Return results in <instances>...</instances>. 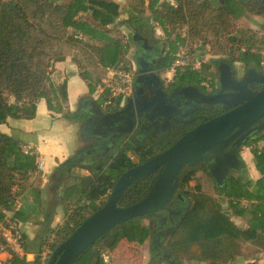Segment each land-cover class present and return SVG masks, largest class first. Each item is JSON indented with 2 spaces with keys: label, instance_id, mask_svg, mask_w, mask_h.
<instances>
[{
  "label": "trees",
  "instance_id": "1",
  "mask_svg": "<svg viewBox=\"0 0 264 264\" xmlns=\"http://www.w3.org/2000/svg\"><path fill=\"white\" fill-rule=\"evenodd\" d=\"M173 1L177 3L175 7L160 0H147V5L146 0H130L124 5L115 0H0V127L12 118L33 119L37 113V102L42 99L48 111L74 121L75 117L69 110L67 78L55 72L54 65L66 61L70 55L78 67L80 78L93 93L106 69L115 66L123 55L131 56L135 51L132 33L123 34L122 25L135 27L142 36L154 41L153 31L144 16L147 10L167 37L169 54L162 62L164 68L171 67L178 43L184 41L176 33L175 23L185 19L193 39L205 40L207 30L209 36L219 32V28L228 32V45L218 48L230 57H227L228 64L237 62L246 67H264V34L237 29L233 24L246 14L264 16V0ZM124 13V24L120 25ZM79 34L82 38L77 37ZM72 50L74 53L70 54ZM204 72L202 65L201 72L186 70L175 74V83L201 84ZM112 105L118 109L119 99ZM183 131L178 129L174 136L154 135L137 142L123 143L122 139L109 149L101 162H92L94 167L88 169L95 179L88 183L86 189H78L84 201L69 214L66 222L51 231L56 236V243L49 245L44 239L41 253L49 247L50 255L77 226L100 208L124 171L167 149ZM260 142H264V131L243 142L244 147L250 148L260 174L258 179H246L241 170L227 178L224 188L217 189L207 170H196L200 169L197 167L181 171L176 193L186 198L187 203H192L178 218L164 243L165 250L178 264H240L243 246L247 243L264 252V145H259ZM23 146L31 147L0 128L2 219L18 221V213L14 211V190L25 188L31 173L37 169L36 154L25 153ZM131 156L138 161L134 163ZM108 161L110 165L103 169ZM152 177L141 179L130 187L119 204L127 206L141 200ZM188 180L197 185L195 200L189 199L193 187L188 186ZM65 193L66 200L73 197L72 191ZM8 212H14L13 216H8ZM233 216L244 218L247 227H238L232 220ZM145 220H154L155 226L146 225ZM159 224L157 218L140 217L115 227L86 250L75 264H107L102 259L106 251L111 253L110 264H114L113 253L119 250L126 252L127 249L136 252L140 259L136 246L150 241ZM156 260L160 257L154 255L151 264ZM46 261L42 262L40 254L34 264H46ZM9 264H27L25 253H13Z\"/></svg>",
  "mask_w": 264,
  "mask_h": 264
},
{
  "label": "water",
  "instance_id": "2",
  "mask_svg": "<svg viewBox=\"0 0 264 264\" xmlns=\"http://www.w3.org/2000/svg\"><path fill=\"white\" fill-rule=\"evenodd\" d=\"M132 30L133 42L143 41L144 48L146 45L148 48L147 39L142 37L136 28L132 27ZM219 63L217 68L220 86L234 89L235 92L232 95L199 97L196 87H184V102L194 104L195 107L182 116L178 105L169 102L159 88L158 63L155 62L153 66L147 63L146 58L136 56L139 77L135 81L133 100L127 98L124 106L113 112H103L96 105L94 107L100 119L105 120L104 123L111 130L113 142L133 134L132 130L139 124L141 114L149 121L161 120V128L165 130L173 123H182L178 118L192 115L196 108L206 112H210L216 105L232 109L210 119L204 117L198 125L184 132L167 149L124 171L116 179L104 204L51 252L46 264H75L99 239L132 219L159 218L165 211L169 217L176 214L177 211L171 209L170 205L183 169H194L199 165L206 167L217 189L224 188L231 172L239 171L243 165L240 156L243 142L264 129V123L251 128L264 117V90H248L246 85L250 83L251 78L237 83L233 78L232 67L222 61ZM148 71L152 73L146 74ZM251 74L256 81L264 84L263 75L253 71ZM193 120L194 118L185 123L189 124ZM150 175L153 177L146 195L137 202L121 206L120 199L125 192ZM173 229L174 225L162 235L166 237ZM161 252L163 260L167 259L168 264H175L170 253L164 248Z\"/></svg>",
  "mask_w": 264,
  "mask_h": 264
},
{
  "label": "crops",
  "instance_id": "3",
  "mask_svg": "<svg viewBox=\"0 0 264 264\" xmlns=\"http://www.w3.org/2000/svg\"><path fill=\"white\" fill-rule=\"evenodd\" d=\"M115 1L123 5L128 2V0ZM122 27L128 29L129 32H123ZM121 31L125 35L132 33L133 38L134 32L131 26L122 25ZM94 43L97 42L94 41ZM165 69L168 68H163L162 71ZM54 70L62 76H66L69 110L74 117L80 115L79 119H74L72 122L66 121L60 114L51 113L47 109L45 100L42 99L37 104V113L33 119L21 122L24 121L22 118H12L0 127L4 133L15 137L21 143L29 144L38 158L37 161H43V169L31 173L26 187H17L14 190L16 201L14 211L18 213L17 220L23 233L27 264H34L40 254L43 260L45 250L41 253V247L44 245L45 237L48 236L50 230L54 228L57 230L66 222L69 214L84 201V198L79 196L78 189L87 188L88 183L85 181L91 176V173L88 168L74 166L70 161L74 156L80 160L79 162L84 161L80 163V166H84L86 162L90 161L87 160L88 154H86V158L79 154L82 147H79L74 141V128L75 125H81L83 121L89 120L87 112L89 108L92 110L90 113L94 112L96 115H98V111L94 108L95 105L103 111L105 101L103 97H107L106 94L98 93V91L96 94L89 92L87 83L80 78L78 67L74 62L70 60L58 62L54 65ZM106 75L107 71L101 81ZM112 108L116 111L120 109V106L117 109L112 105ZM108 111L110 110L108 109ZM116 143L113 142V146ZM260 144L264 145V142H260ZM243 148L246 147H242L240 156L250 172V177L248 176L246 179H258L260 174L255 168L253 156L251 152L245 151ZM97 156L102 157V155ZM106 167L105 165L104 169ZM67 177L69 178L67 179ZM71 177H73V181ZM56 182L60 184L55 186ZM55 187H57L56 190H54ZM66 191H72L73 197L66 200ZM13 214L14 212H8L7 215L13 216ZM232 220L238 227H247V221L240 216H233ZM0 259L8 261L9 256L3 253L0 254ZM252 262L264 264V252L259 251L250 243L244 244L243 260L240 264Z\"/></svg>",
  "mask_w": 264,
  "mask_h": 264
},
{
  "label": "flooded vegetation",
  "instance_id": "4",
  "mask_svg": "<svg viewBox=\"0 0 264 264\" xmlns=\"http://www.w3.org/2000/svg\"><path fill=\"white\" fill-rule=\"evenodd\" d=\"M147 41H148V48H147V45L144 48L143 41H139V42L134 43L135 51L133 52V57H135L134 58L135 66H136V56H139V57L141 56L143 58H146L147 63L149 62V64H151L153 66H154V63L157 62L158 63L157 64V67H158L157 73L159 74V77H160V75H161L160 72L164 68V67H162V62L169 54V44L166 41L165 42L150 41L149 39H147ZM222 62L224 64H228V62H226V61H222ZM216 64L217 63H215V68L217 70V78L211 79V82H209V83L203 82L201 84H194V83L188 82V81L182 82V83H180V82L175 83L176 82L175 75H172L170 77L166 76L165 77L166 79L160 77L159 88H160L161 92L167 97L169 102L178 105L182 116L188 114L195 107L194 104H188V103L184 102L183 97H182V95L185 94V92L183 90L184 87H188V86L196 87L198 94H199V97H216L219 95H232L235 92L234 89L222 88L220 86L219 73H218V68H217V66H220V63H218L217 65ZM228 65L230 66V64H228ZM136 67H135V69H136ZM232 70H233L234 81H236L237 83L242 82V80L245 78H251L250 83H248L246 85L248 90H251L254 92H261L264 90V84L256 81V79L251 74V71H253L255 73H258V74H261L264 76V67H262V66L246 67V66L240 64V67H238V68L232 67ZM146 74H148V73H146ZM133 97H134V93H133ZM103 109L106 110V108H103ZM230 109H232V108L225 109L223 107L216 105V106L212 107V110L210 112H206L203 110L202 111L198 110L196 108V109H194L195 112L192 115L187 116L186 118H182V117L178 118L177 117L178 119H180L182 121V123L175 124L172 127L165 129V130H162V128H161V120L154 119L152 121H149L145 118L144 114H141L140 118H139V124L136 125L137 126L136 130L139 131L136 138H139L140 136H142L143 138H150L151 135H158L160 137H163L167 133H169L170 130L174 129L176 126L190 127L186 130V131H188V130L192 129L193 127H195L196 125H198L201 122V120L204 119V117L210 119V118L216 117L218 115H221V114L229 111ZM90 111H92L91 108H89V110L87 111L89 113V120L84 121V122H87V128L89 129L88 132H90L92 134H91V136L84 139L85 140L83 142L84 144H82L83 147L81 148L80 153H79L80 156L84 155V152L88 151V148H94L96 150V152L98 153V155H100V154L102 155L106 151L108 153L110 147L113 146L112 132L104 123L105 120L100 119V117H98V115H96L94 112L90 113ZM113 111H114V109L112 108V110H110V111L106 110L104 112H113ZM193 118H194V120L191 123H189V124L185 123L186 121L188 122ZM262 123H264V117L261 118L258 122H256L253 126H251V128L255 127V126H259ZM186 131H184V132H186ZM262 131H264V129L260 130L259 132H262ZM259 132L254 133L247 140L254 138ZM126 137L127 136H123L122 138H120L116 142H118L122 139L125 140ZM123 143H126V141H124ZM106 155L107 154L102 155V157H98L99 161L103 160L104 156H106ZM240 170H241V167H240L239 171ZM185 201H186V199H184L181 196V194H178L175 192V196H174V199L172 201V204L170 205V208L173 209L174 211H177V213L172 214L171 217H169L168 213L165 211L162 213V217L157 218V220L160 223L159 229L157 231L153 232V235L149 241L151 253L155 251L156 254H161V256H162V252H161V250L163 248L162 241H164V235H162V234L164 232L168 231L171 226L174 225V227H175L176 221L178 220V218L188 209L187 207H188L189 203H187V201L186 202ZM167 236H168V234H167Z\"/></svg>",
  "mask_w": 264,
  "mask_h": 264
},
{
  "label": "rangeland",
  "instance_id": "5",
  "mask_svg": "<svg viewBox=\"0 0 264 264\" xmlns=\"http://www.w3.org/2000/svg\"><path fill=\"white\" fill-rule=\"evenodd\" d=\"M129 1L130 0H128V2ZM160 1L161 2L167 1L169 4L173 5L174 7L177 4L173 0H160ZM219 1H221V0H218V2ZM147 4H148V2L146 0L145 5H147ZM144 16H145V19L147 21V24H148L150 30L153 31V37H154L153 39L156 40V41H159V42H165L167 37L165 36L164 32H162L160 30L159 26L157 25V23L155 22L153 16H151V14H150V12L148 10L146 12H144ZM125 17H126V14L124 13L122 15V18H120V25L121 24H124ZM233 24H234V26L237 29L245 28V29H250L252 32H257L259 35L264 34V16H256V15L246 14V15L242 16L239 20L234 21ZM175 26H176V33L182 39H184V42L181 43V44H179L177 46L178 49L181 46H187V48H189L191 51H193V52H196L197 51V54H199L198 57L200 59V63L201 64H200L199 69H197L196 71L201 72L202 65H203V69L205 70V72L202 74V77L204 78L203 82H205V83L206 82L207 83L211 82V79H213V78H215L217 76V70L215 68V63H219L221 61L228 62V58L227 57H229V56L226 55L227 53L224 54V53H222L218 49L219 47L227 46L228 45V43H227V38H228V35H229L228 32L226 30H222L221 31V29L219 28V30H220L219 32H217V33L209 36V31L207 30V31H205V37H206L205 40H201V39H193V38H191V35H190V25H189L187 19H185L184 21L176 22L175 23ZM122 29H123V27H122ZM123 32L128 33L129 30L128 29H123ZM205 51L207 53H205ZM73 53H74V51L72 50L70 52V54H73ZM66 55H69V54H66ZM69 57H70V55L67 56V60H70L71 62H74ZM132 57H133V53L131 54V56L130 55H123L122 57L119 58V61H118V63L115 66H118L120 63H123V67H126L127 69H130L132 71L135 70V67L136 66H135V63H134V59L132 60ZM229 64L233 68L240 67V64H238L237 62H233V63H229ZM135 71H136V73L138 75L137 77H139V74L137 72V69ZM147 73H152V71H148ZM160 74H161L160 75L161 78H165L166 76H169L170 77V76L173 75L171 73L170 68L167 69V70L165 69V70L161 71ZM103 85H104L103 84V81H100L98 83V85H96L95 91L92 94H96L97 91H98V93H100L101 92V87H103ZM103 98L105 100L107 97H103ZM37 104H38V102H37ZM75 109H76V107H75ZM79 116L75 117L74 119H77L78 120L79 119ZM80 120H85V119H80ZM28 121H25L24 120V121H21V122H28ZM173 125H175V123H173L172 126ZM75 126L76 127L74 128V141H75V143H77V145H79V147H83L82 144H84L83 143L85 141L84 139L87 138V137H89V136H91L92 133L88 132L87 122H84L83 121L81 123V125L78 124V126L77 125H75ZM4 128H5V126H4ZM188 128H190V127H179V126H176L174 129L170 130L169 134H166L165 136H167V135H168L167 137L174 136L175 133H176L175 132L176 130L182 129V130L185 131ZM133 129H134V130H132V133L133 134L128 135L125 138V140H123V142L124 141H126V142L127 141L137 142V140L139 141V140H141L143 138L142 136H140L139 138H136V136L139 133V131L136 130L137 129V126H135V128H133ZM151 136H154V135H151ZM143 139H146V138H143ZM174 139H175V137H174ZM259 145H262V144L259 143ZM244 150L250 152V148L249 147H246ZM75 152H76V150H75ZM86 154H88V156H89L87 160L90 161V162H86L85 161L86 162V165L80 166V163H82L84 161L79 162L80 160H77L76 156L73 157V159L71 160L72 162L70 161V163L72 165H74V166L88 168V167H91V166L94 167V165H92V162H94V161L96 163L100 162L98 160V157L99 156H97L98 153L96 152V150L94 148H88V151L84 152V155L82 157L83 158H86ZM105 154H107V151L104 152V154H102V155H105ZM95 156H97L96 159H94ZM131 159L133 160L134 163H136L138 161L137 158H134L133 156H131ZM107 163L108 164H106V166L108 167V165H110L109 163H111V162L108 161ZM244 163H243V165L241 167V170L245 173V176L246 177H248V176L250 177V172H249V169L247 167V164L246 163L244 164ZM107 167L105 169H107ZM197 167H199L200 169H196V170H204V169L207 170L206 167H203V166H200V165L197 166ZM103 169H104V167H103ZM233 173H236V172H231V174H233ZM208 175H209V173H208ZM68 178L69 177H67V179ZM71 179L73 181V177H71ZM93 179H95V176H93V173L91 172V176L88 177L87 181H85V182L86 183H89ZM212 181L214 183L213 178H212ZM54 184L56 186V185H58L60 183L59 182H56ZM188 186L189 187H193L191 189V193L189 194V197H190L189 199L190 200H192V199L195 200V191L194 190L197 189V185L194 184V182L192 180H188ZM56 189H57V187L54 188V190H56ZM211 190L213 191L212 188H211ZM175 192H176V190H175ZM184 199H186V198H184ZM186 201H187V199H186ZM191 203L188 204V207L191 205ZM171 204H172V202H171ZM144 223L146 225L150 226V227H154L155 226V221L154 220H145ZM54 230H56V228H54ZM51 231H53V230H50L48 236L45 237L46 238V243L48 242L49 235L52 233ZM166 238L167 237H164V241H162L163 248H164V243H165ZM136 249L140 252V254H139V255H141L140 256V259H139V256H136L135 255L136 252H133V251H131L129 249H127L126 252H124L122 250H119L117 253H115V254L113 253L112 263H114V264H151V261L153 259V256L156 255L157 257H160V260L154 261L153 264H157V262H159V264H168L167 263V259H164L163 260L161 254H156L155 251L152 252V253L150 252V244H149V241L147 243L141 245V246H136ZM170 256L172 257L171 254H170ZM48 258H49V255L47 256V259ZM110 263H111V258L109 259V261H108L107 264H110ZM175 264H178V263L175 261ZM189 264H199V263L191 262ZM204 264H206V263H204Z\"/></svg>",
  "mask_w": 264,
  "mask_h": 264
},
{
  "label": "built area",
  "instance_id": "6",
  "mask_svg": "<svg viewBox=\"0 0 264 264\" xmlns=\"http://www.w3.org/2000/svg\"><path fill=\"white\" fill-rule=\"evenodd\" d=\"M78 38H82L81 35H77ZM184 42V41H183ZM182 42V43H183ZM181 43H178V45ZM200 59L197 52L191 51L187 46H181L174 55V61L170 67L172 74H179L186 70L196 71L200 67ZM169 69V68H168ZM136 70V69H135ZM135 70L127 69L123 67V63L118 66H112L106 69L107 75L103 80V87L101 93L106 94L107 98L104 101V107L106 110H112V103L119 99L120 108L124 106L126 99L133 100L134 85L138 78ZM32 147L23 146L22 149L25 153L33 152ZM34 153V152H33ZM43 169V161H38L37 169ZM49 245L56 243L55 234H51L48 237ZM24 239L21 227L18 221L12 218H0V254L6 253L9 256L8 261L0 259V264H9L12 258V254L23 255L25 253ZM50 253L49 247L43 252V260L47 259ZM111 257V253L106 251L102 254V259L108 262Z\"/></svg>",
  "mask_w": 264,
  "mask_h": 264
},
{
  "label": "bare ground",
  "instance_id": "7",
  "mask_svg": "<svg viewBox=\"0 0 264 264\" xmlns=\"http://www.w3.org/2000/svg\"><path fill=\"white\" fill-rule=\"evenodd\" d=\"M157 264H159V262H157Z\"/></svg>",
  "mask_w": 264,
  "mask_h": 264
}]
</instances>
